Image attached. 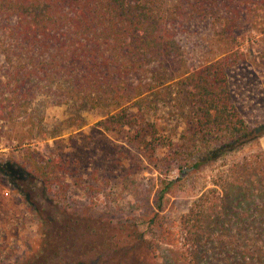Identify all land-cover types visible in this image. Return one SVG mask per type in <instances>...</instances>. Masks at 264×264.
<instances>
[{"label":"trees","instance_id":"trees-1","mask_svg":"<svg viewBox=\"0 0 264 264\" xmlns=\"http://www.w3.org/2000/svg\"><path fill=\"white\" fill-rule=\"evenodd\" d=\"M261 1L0 0V124L16 126L42 96L58 105L113 106L95 126L106 132L128 129V143L149 162L157 161L164 150V162L181 173L225 163L239 147L261 137L231 93L228 72L244 60L243 53L232 51L199 69L183 71L179 78L196 109L186 119L180 144L161 135L152 118L153 98L172 77L167 67L183 62L181 32L203 21L221 39H234L242 11L258 15ZM28 161L30 174L51 192L56 170L32 154ZM173 183L163 185L160 200ZM262 199L264 152L219 171L180 217L179 264H210L207 246L215 242L223 259L214 264H264ZM238 200L244 205L259 201L261 206L238 212L233 210ZM214 229L218 236L210 243Z\"/></svg>","mask_w":264,"mask_h":264},{"label":"rangeland","instance_id":"rangeland-1","mask_svg":"<svg viewBox=\"0 0 264 264\" xmlns=\"http://www.w3.org/2000/svg\"><path fill=\"white\" fill-rule=\"evenodd\" d=\"M260 4L258 15L242 11L234 39H221L203 21L181 32L183 62L167 67L172 77L153 98L152 118L161 135L180 144L186 119L196 109L179 78L183 71L199 69L232 51L243 53L244 60L228 72L231 93L261 137L239 147L225 163L181 173L164 162V150L157 161L149 162L128 143V129L106 132L95 126L113 106L105 110L58 105L42 96L16 126L1 123L0 264H179L180 217L219 171L264 152V0ZM31 154L56 170L51 192L30 174ZM171 181L160 200L163 185ZM57 196L63 200L56 202ZM257 206L259 201L244 205L238 200L233 210ZM215 247L216 242L207 246L210 264L223 259Z\"/></svg>","mask_w":264,"mask_h":264}]
</instances>
